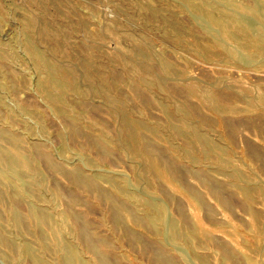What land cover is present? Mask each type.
<instances>
[{"label":"rangeland","instance_id":"374dc122","mask_svg":"<svg viewBox=\"0 0 264 264\" xmlns=\"http://www.w3.org/2000/svg\"><path fill=\"white\" fill-rule=\"evenodd\" d=\"M263 103L264 0H0V264H162L158 246L174 264H264ZM76 170L133 215L114 220ZM32 208L50 220L37 232Z\"/></svg>","mask_w":264,"mask_h":264},{"label":"bare ground","instance_id":"6f19581e","mask_svg":"<svg viewBox=\"0 0 264 264\" xmlns=\"http://www.w3.org/2000/svg\"><path fill=\"white\" fill-rule=\"evenodd\" d=\"M206 96H209V95H206ZM205 96V97H206ZM264 104V103H263ZM264 106V105H263ZM77 129V128H76ZM79 130V129H78ZM1 133V132H0ZM3 135V133L1 134V136ZM89 137V142H90V144L92 145V146H96V147H100L102 150H103V152H101V154L103 153V155H106V154H109L110 153V151H112L114 148H113V144L110 142V141H108V140H105V139H103V138H101V137H94V136H88ZM147 143V142H146ZM145 146H144V148L142 149V151H141V154H144V155H147V157L149 156V158H154L155 156H161V152H160V150L154 145V144H151L150 142H148L147 144H145V143H143ZM143 144H142V146H143ZM39 146H37V148H35L34 147V152H35V155H39V156H41L44 160H46L47 162L46 163H48L50 166L49 167H52V168H54V169H58L59 167H58V164L52 159V157H51V155L49 154V153H47V152H45L42 148H38ZM161 149V148H160ZM139 150H140V148H139ZM99 151H101V150H99ZM1 152V151H0ZM3 152V151H2ZM5 154V153H4ZM3 154V155H4ZM255 154H256V152H255ZM260 154V153H259ZM0 156H1V154H0ZM5 156V155H4ZM34 156V155H33ZM256 157H258V154L257 155H255ZM2 157V156H1ZM35 157V156H34ZM260 157H262V156H260ZM8 157H6V159H7ZM22 158V157H21ZM41 158V159H42ZM156 158V157H155ZM158 158V157H157ZM262 159V158H261ZM8 160V159H7ZM35 160V159H34ZM149 160V159H148ZM156 160V159H155ZM22 161H23V164L25 165V166H27V168H29L31 171H38L37 170V167H34V166H32V165H34V164H32V165H30V162L31 161H33V160H31L30 162H29V160H26L25 158H22ZM152 161H154V160H152ZM160 161H162V160H160ZM8 162H10V159H9V161ZM12 160H11V162L9 163V166H10V164L12 165ZM158 162H159V160H158ZM155 163V162H154ZM161 163V162H160ZM151 164V163H150ZM162 164L166 167V169H168L167 170V174H168V176L170 177V179H172L174 182H176L177 184H182V186H184L185 185V183L183 182V180L184 179H182L181 177H183L184 178V176H182L183 174H181V171H183V170H180V168H179V166H178V164H176V163H174V161H172V160H170V159H166V161L164 162V161H162ZM162 165V166H163ZM163 166V167H164ZM161 167V166H160ZM156 169V168H155ZM159 171H161V174H163L162 173V170H159ZM166 171V170H165ZM185 172V171H184ZM183 172V173H184ZM207 173V172H206ZM209 173V172H208ZM204 175H205V173H203ZM164 176H165V174H163ZM185 175V174H184ZM199 175V174H198ZM204 175H203V177H204ZM197 176V175H196ZM69 177H70V179H72L75 183H77L79 186H81V187H84V188H87V189H91V190H94L98 195H99V197H101V198H103V200L105 199V200H109L110 201V204H111V208H112V211L111 212H113V216H114V220H116V221H118V223H119V221L121 222V221H123V214H124V212L126 211V212H128L129 214H132L133 215V210H132V207L134 208L135 206H133L132 204H130L131 205V207H130V205H129V202L127 203V201H126V199L125 198H123L122 197V195L120 194V193H118V192H111V191H109V190H107V189H105V188H103L102 186H100V184H99V182L98 181H96L94 178H92V177H90V176H88L86 173H84V172H81L80 170H76V171H74V172H72L70 175H69ZM210 178H212V176H209ZM201 178H202V176H201ZM166 179H168L167 177H166ZM169 179V180H170ZM199 179H200V177H199ZM242 179V178H241ZM213 181H214V179H212ZM171 181V180H170ZM201 181H202V179H201ZM203 181L205 182V183H207V184H209L210 186H212V190H211V192H214V193H216V186H214V183L213 182H211V180H209V179H203ZM203 181H202V183H203ZM168 183V182H167ZM172 183V182H171ZM175 183V184H176ZM184 184V185H183ZM17 185V184H16ZM204 185V184H203ZM205 186V185H204ZM178 187H180V186H178ZM16 188V187H15ZM59 188V187H58ZM184 188H186L187 190V193L188 192H190L193 196L191 197V198H193V199H197L198 197H200V195L198 196V195H195L194 193L196 192L197 193V191L192 187V186H184ZM179 189H181V188H179ZM183 189V188H182ZM185 190V189H184ZM184 190H182L183 192H184ZM20 191H21V189H20ZM58 191V190H57ZM219 191V190H218ZM248 191V190H247ZM13 192V191H12ZM23 192V191H22ZM249 192V191H248ZM248 192H247V194H246V196H248ZM251 192V191H250ZM250 192H249V194H250ZM189 193V194H190ZM17 194H20L19 193V190L18 189H16V191L14 192V194H13V198H15V204L16 203H18V202H16V199H18L17 198ZM190 194V195H191ZM213 194V193H212ZM23 196V195H22ZM75 197V196H74ZM127 197V196H126ZM196 197V198H195ZM201 197H203V196H201ZM249 197V196H248ZM1 198V197H0ZM20 198V197H19ZM73 198V197H72ZM75 198H77V197H75ZM129 199V198H128ZM199 199V198H198ZM197 199V200H198ZM203 198H200V200H202ZM18 201H19V199H18ZM129 201H130V199H129ZM195 201V200H194ZM107 202V201H106ZM196 202V201H195ZM197 203V202H196ZM200 203V202H199ZM198 203V204H199ZM17 205H19V204H16V205H14V206H17ZM201 205H203L204 206V204H201ZM151 206V205H150ZM158 207H159V205H158ZM162 207V206H161ZM160 207V208H161ZM17 208V207H16ZM39 208V207H38ZM31 210V209H30ZM109 210V209H108ZM146 212H148V215H150L151 214V208L150 209H147L146 208ZM134 211H136V210H134ZM31 212V214L34 216L33 217V219H35L36 220V223H34L33 222V229L37 232L38 231V226H37V222H38V224H40V225H46V224H49L50 223V220H49V216H48V213H47V211L46 210H44V208H43V210H37V209H33L32 208V210L30 211ZM137 212V211H136ZM72 213V216L71 217H73L74 218V220L76 221V222H78V224H79V231H80V236H82L87 242H88V244H89V248H90V246H91V249H93V250H96V248L98 247V244H99V240H97L96 238H94V236H93V234H92V231H91V229H90V226H89V224L84 220V218H82V215L80 214V213H77V212H71ZM163 213V212H162ZM145 214V213H144ZM13 217L15 218V220L16 221H18L17 220V218H18V216H20L19 215V211H18V208H17V210L15 209V211L13 212ZM126 215H127V213H126ZM146 215V214H145ZM161 215V214H160ZM163 215H164V213H163ZM113 216H112V219H113ZM131 216V215H130ZM137 216H139V215H137ZM156 216V215H155ZM21 217V216H20ZM136 217V216H135ZM134 217V218H135ZM144 217V216H143ZM150 217V216H149ZM148 217V218H149ZM154 217V216H153ZM158 217V216H157ZM163 217V216H162ZM161 217V218H162ZM139 218H141L142 220H143V218L142 217H139ZM156 218V217H155ZM184 218H186V217H184ZM13 219V218H12ZM153 219V218H152ZM135 220H136V218H135ZM145 220L147 221V219L145 218ZM162 220V219H161ZM137 221H139L138 220V217H137ZM153 221H155V220H153ZM186 221V220H185ZM19 222H21V218L19 219ZM124 222V221H123ZM115 223H117V222H115ZM139 223V222H138ZM153 223H155V222H153ZM143 224H144V222H143ZM148 224H150V225H152L151 224V222L150 223H147V224H145V225H148ZM186 224V223H185ZM118 225V224H117ZM141 225V224H140ZM142 226V225H141ZM193 226V225H192ZM40 227H42V226H40ZM44 227V226H43ZM150 227V226H149ZM153 227V226H152ZM152 227H151V229H152ZM126 228V227H125ZM154 228V227H153ZM127 230H128V228H126ZM125 229V230H126ZM40 231V230H39ZM130 232V231H129ZM135 232V231H134ZM40 235V237L42 236L41 234H39ZM138 237L137 235H136V233L134 234V233H131V234H129V237ZM135 238V239H136ZM140 238V237H139ZM142 238V237H141ZM0 239H2L4 242H7V244H11V242L7 239V237L3 234V232L0 230ZM137 240V239H136ZM135 240V241H136ZM142 240V239H141ZM144 240V239H143ZM153 250H154V252H155V256L157 255V257H158V259L162 262V264H174V263H176L175 261H174V259H170L169 257H167V255H166V251H164L165 249H163V247H160V246H158V247H156V248H153ZM72 252V251H71ZM96 252H97V250H96ZM73 253V252H72ZM74 254V253H73ZM70 255V254H69ZM75 255V254H74ZM74 255H72L71 254V256H70V258H69V263H72L73 262V260H75L74 259ZM107 255V254H106ZM156 257V258H157ZM100 259L102 260V262L104 263V264H108L109 263V259L106 257V256H104V255H102V256H100ZM35 262H37V260H35ZM174 262V263H173ZM39 263V262H38Z\"/></svg>","mask_w":264,"mask_h":264}]
</instances>
